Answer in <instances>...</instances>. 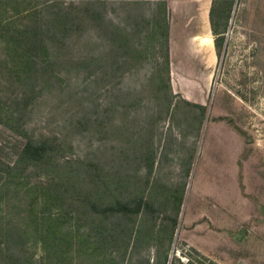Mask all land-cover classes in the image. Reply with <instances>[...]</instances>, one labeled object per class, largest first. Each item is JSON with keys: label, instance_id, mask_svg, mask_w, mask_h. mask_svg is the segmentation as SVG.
<instances>
[{"label": "trees", "instance_id": "trees-1", "mask_svg": "<svg viewBox=\"0 0 264 264\" xmlns=\"http://www.w3.org/2000/svg\"><path fill=\"white\" fill-rule=\"evenodd\" d=\"M106 1L0 0V126L19 140L13 161L0 157V264H150L149 256L133 262L140 244L154 249L152 264H173L185 181L150 177L162 162L156 123L168 120L169 133L175 126L185 140L176 113L196 109L199 132L205 107L172 93L165 0H156V11L138 0L140 15L109 26ZM215 2L209 20L218 55L233 0H221L229 5L222 27ZM149 60L151 71L128 100L133 91L124 79ZM46 96L55 100L58 121L37 135L27 120ZM194 150L188 162L176 157L186 165L183 179ZM154 213L161 218L155 234L143 225ZM162 238L168 243H141Z\"/></svg>", "mask_w": 264, "mask_h": 264}, {"label": "rangeland", "instance_id": "rangeland-1", "mask_svg": "<svg viewBox=\"0 0 264 264\" xmlns=\"http://www.w3.org/2000/svg\"><path fill=\"white\" fill-rule=\"evenodd\" d=\"M200 1L201 24L180 23L175 15L170 20L169 82L172 93L178 97L175 101L181 97L205 107L201 129L198 132L196 119L193 121L197 110L189 107L175 115L176 123L180 119L184 122L183 131L189 135L185 140H180L175 126L172 134L169 133L168 120L156 123V162L160 153L162 162L155 164L150 177H159L166 184L185 181L169 251L173 264H264V0H233L218 55L214 49L208 53L200 43L204 34L212 42L215 39L208 18L213 0ZM122 3L106 1L107 26L126 17L120 10ZM142 3L146 7L155 4L154 0H142ZM215 3L218 4L214 16L220 17L218 22L222 27L225 22L222 10L226 12L229 5L221 0ZM100 32L97 25L91 27L93 37ZM153 63L149 60L140 72L124 79L127 90L133 91L128 100L132 95L136 97L135 87L144 82L141 75L149 67L151 71ZM143 95L145 99L147 94ZM53 99L46 96L38 100L28 116L27 127L37 135L55 129L58 111L54 109ZM189 125L194 127L185 128ZM17 141L12 132L0 126V157L13 161L11 150ZM191 147L195 150L190 173L183 179L186 165L176 157L182 160L187 157L188 162ZM156 213L144 216V229L152 230L153 234L157 227L161 228V218ZM167 214L173 216L172 207ZM167 227L170 230V223ZM141 243H168V240L147 239ZM144 246L140 244L134 251L133 262L150 257L152 264L154 249L150 247L148 252L149 247ZM40 254L36 249L34 258Z\"/></svg>", "mask_w": 264, "mask_h": 264}, {"label": "crops", "instance_id": "crops-1", "mask_svg": "<svg viewBox=\"0 0 264 264\" xmlns=\"http://www.w3.org/2000/svg\"><path fill=\"white\" fill-rule=\"evenodd\" d=\"M122 1V0H121ZM142 1V0H141ZM123 3L120 5V10L124 11L127 15L126 17H131V16H137L140 15L141 13L139 11H137V4L140 3L138 2V0H123ZM129 2H134L133 5L130 4ZM155 4H147L148 7H146V3H140L142 7H144V9H148L150 11H152L153 8H157V1L154 0ZM137 3V4H136ZM153 6V8H151ZM212 6V4H211ZM211 8V7H210ZM148 10L145 12V14H149ZM208 13V11H206ZM206 13V15H207ZM209 13H210V9H209ZM209 13H208V18H209ZM176 16L177 20L180 21V23H189V22H193L194 24H201L203 21V5L202 2L200 0H194L192 2L189 3H185L184 0L177 2H174V0H165V23H167L168 25V50H170V32L172 30L171 28V24H170V20L172 19L173 16ZM126 17L122 19V23L125 21L124 19H126ZM191 19V20H190ZM193 19V20H192ZM209 24H210V20H209ZM211 30V27H210ZM212 33V31H211ZM205 35V34H204ZM202 36L201 38L198 36L194 37V38H200V43L203 47V49H205L208 53H212L215 50L214 47V39L212 42V39L210 38V42H211V46L206 47L203 46V39L208 38V34H206L207 36ZM213 35V34H212ZM214 49V50H213ZM169 61H170V51H169ZM171 64V61H170Z\"/></svg>", "mask_w": 264, "mask_h": 264}, {"label": "bare ground", "instance_id": "bare-ground-1", "mask_svg": "<svg viewBox=\"0 0 264 264\" xmlns=\"http://www.w3.org/2000/svg\"><path fill=\"white\" fill-rule=\"evenodd\" d=\"M211 42H210V38L208 37V38H206V39H203V46H205V48L206 47H210L211 45Z\"/></svg>", "mask_w": 264, "mask_h": 264}]
</instances>
